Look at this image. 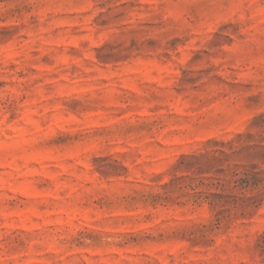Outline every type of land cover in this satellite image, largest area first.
Here are the masks:
<instances>
[{"label": "rangeland", "instance_id": "rangeland-1", "mask_svg": "<svg viewBox=\"0 0 264 264\" xmlns=\"http://www.w3.org/2000/svg\"><path fill=\"white\" fill-rule=\"evenodd\" d=\"M245 171L264 0H0V264H264Z\"/></svg>", "mask_w": 264, "mask_h": 264}, {"label": "trees", "instance_id": "trees-1", "mask_svg": "<svg viewBox=\"0 0 264 264\" xmlns=\"http://www.w3.org/2000/svg\"><path fill=\"white\" fill-rule=\"evenodd\" d=\"M240 175V176H239ZM237 178L233 183L236 184V187H240V189H250L257 194L251 197V201L257 202V206H260V200L258 198L262 195L264 190V171H245L242 174L237 173ZM232 180L229 181V183ZM226 196L221 195V199H225ZM259 202V203H258Z\"/></svg>", "mask_w": 264, "mask_h": 264}]
</instances>
